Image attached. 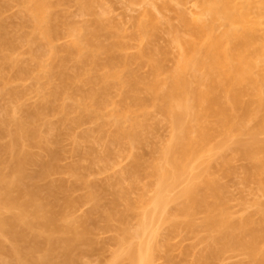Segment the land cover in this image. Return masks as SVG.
Returning a JSON list of instances; mask_svg holds the SVG:
<instances>
[{
    "label": "bare ground",
    "instance_id": "1",
    "mask_svg": "<svg viewBox=\"0 0 264 264\" xmlns=\"http://www.w3.org/2000/svg\"><path fill=\"white\" fill-rule=\"evenodd\" d=\"M8 1L0 0V84L2 82L4 96L10 98H7L10 100L8 105L12 106L11 101L15 103L8 115L4 114L7 117L0 118V264H73L79 248L91 240L87 222L91 223L94 212L95 218L96 212L99 213L109 226L113 221H124L129 213L135 212L139 217L138 225L134 231L122 230V240L127 241L128 246L126 253L117 257L129 264H150L157 247L152 239L144 242L142 233L157 208L171 202L175 203L176 210L172 213L175 218L171 219L174 229L195 231L199 227L209 233L208 255L205 254L204 262L218 257L228 248L241 245L253 264H264V208L261 202H256L263 208L259 206L260 213L263 211L261 219L256 221L252 215L234 219L225 206L215 178L206 170L190 172L177 196L165 194L192 157L215 150L226 161L229 156L225 153L229 147L231 150L236 147L237 150L232 151L257 161L256 174L252 175L259 177L258 188L264 193V140L257 138L264 131V0H193L194 10L183 19L184 35H177L175 39L181 50L175 68L168 76H161L160 65L142 54L140 63L151 65L147 77L129 69L137 62V57L116 53L125 46L122 40L117 38L107 44L100 40V36L108 32L103 17H96L91 27L80 33L58 15L57 4L51 9L52 1L20 0V11L28 17L26 21L29 19L31 30L19 32L18 27L14 30L19 33L14 34V31L10 32L12 21L4 16ZM78 3L83 11L90 6L87 0H78ZM148 26L145 21H137L140 40L146 36ZM63 35L73 38L68 43L56 45V39ZM42 40L46 43L44 50H41ZM21 41L31 45V49L28 48L35 62L33 67L20 63L21 59L15 55V48L17 45V49L20 48ZM102 52L109 69L88 70L90 64L101 65L98 55ZM144 57L147 58L143 60ZM70 61H76L77 66L72 68ZM9 67L11 74L5 72ZM27 77L34 79L38 89L39 100L34 104L25 100L29 90L25 85L13 84L14 80ZM113 79L119 81L123 90H119V102L109 108L112 102L108 90ZM140 83L160 101V110L179 124L160 150V161L147 166L139 163L133 171L148 169L146 184L152 187L153 195L146 197L141 193L137 199H130L121 188L111 190L112 197L106 199V183L98 186L97 182H91L76 164L65 166V174L76 177L71 183L50 177L57 172L64 174L59 164L62 141L59 142L58 137L64 127L68 126V131L75 125L80 126L83 120L92 121L94 129L82 133L81 138L88 140L94 130L96 139L104 141L101 142L106 154L111 152L112 142H125L137 136L133 126L140 122L134 108L144 106L138 94ZM68 97L74 98L71 103L65 102ZM50 114L56 117L49 118ZM125 121L132 123L131 128L124 126ZM110 125L114 130L107 134L105 127ZM68 132L64 131L63 136ZM237 134H248L251 139L248 143L237 140L231 145L216 139L217 136L230 139ZM3 135L8 136L7 141H1ZM29 146L41 147L45 153L39 148L40 155L37 156ZM87 157L91 161L92 153ZM29 164L34 167L28 169ZM11 184L17 187L12 188ZM77 185L86 189L77 202L92 203V210L78 220L79 228H75V223L71 224L70 218L64 217V210L61 215L63 204H60L63 197L71 199L69 191ZM12 189L17 191L15 195ZM68 204H64V209ZM120 204L124 205L123 210L116 208ZM198 213L204 214L200 224L195 221ZM2 236L7 239L3 240ZM135 239L138 240L132 241Z\"/></svg>",
    "mask_w": 264,
    "mask_h": 264
},
{
    "label": "rangeland",
    "instance_id": "2",
    "mask_svg": "<svg viewBox=\"0 0 264 264\" xmlns=\"http://www.w3.org/2000/svg\"><path fill=\"white\" fill-rule=\"evenodd\" d=\"M50 1L54 3L53 8L51 9H54V5L57 4L58 6H55L58 9L56 8L55 11L57 10V13L59 12L58 15H62L64 22L70 24V26L77 28L80 33H85L91 27L92 22L96 17H103L107 25L108 32L106 31L107 33L105 32V34H102L100 36V40L104 44L110 43L117 38L120 41L122 40L125 43V46L116 50V53L120 55H130L137 57V62L133 63L129 67V69L134 70L142 77H147L151 72L150 63H140L142 54L149 56L151 58L150 61H155L158 63V65H160L161 76H168L170 72L175 68L177 59L181 51L178 48L179 45L177 43V40H175L176 36L184 35V32L186 30L183 20L184 16H190V10H194V7L196 6L195 4V6L193 5V0H184L183 2L182 0L181 2H179L180 0H177L179 2H176L177 4L175 3L176 0H87L90 6L88 10L83 11L78 3V0ZM10 2L11 0L8 1V5H6L4 8V16H8V20H11L13 23H10L11 21L9 22L10 26L12 25V30L10 29V32H15V30H17L19 27V32L25 31L24 33H29V31L31 30V23L30 21L29 23L27 22L29 19L26 21L28 17H25L23 15V12L20 11V9L22 8L21 4H19L20 0L16 1L17 4L14 2V0L11 2L12 4ZM186 9H188L189 12H187ZM19 12H22V14H18ZM22 15L25 17V20L22 19ZM25 21L26 24H24ZM137 21H145L149 25L147 34L142 40H140V38H138L137 36ZM21 24H23V26H21ZM20 28L22 29L20 30ZM16 32L19 33L18 31ZM16 32L14 34H17ZM72 38V35H63L61 37H58V39H56L54 43L56 45H63L70 42ZM19 43V45H21L19 46L20 48L17 49L18 45L15 48V50H17V52H15V55L17 57L19 56L18 58H16L18 60L19 58L21 59L19 60L20 63L25 64L26 66L29 65V67H31L30 65L32 64L33 67V64L35 62H33L34 60H32V57H30L32 56L30 54L31 52H29L31 51V45L27 42L23 43V41ZM42 43L45 44H41L42 47L45 46L46 48L45 40H42ZM85 47L86 45H84V48ZM42 49L44 50V47L41 48V50ZM17 53L19 55H17ZM98 56L101 65L98 67H94L92 66V64H90L87 66L88 70L90 69V71L94 72L96 69L101 72L109 69V67H107L104 63L106 55L102 52ZM146 58L147 57H144L143 60ZM69 64L72 68L74 66H77L76 61H70ZM116 68L121 69L122 67L117 66ZM125 69L128 70L127 68ZM8 70L9 71L5 72L12 73L10 67ZM111 70H113V67L111 68ZM122 72L124 74L126 73L123 70ZM187 77L190 78L189 73L187 74ZM24 79H22L23 81L20 79L17 81L14 80V82H12L15 86L18 85L22 87L25 85V88L29 89L28 94L26 95L27 97H25V100L28 104L37 103L39 100L37 94L38 89H36V85L33 81L34 79L30 77ZM86 87H88V85H86ZM119 90H123V88L121 87L118 80L113 79L112 85L108 90L109 98L112 102L109 105V108L111 107V105H113V103L117 104L119 102ZM3 93L4 92L1 82V119L7 117L4 116V114L7 113L8 115L9 110H12L11 107L13 108V105L15 103L14 101H11L12 106L10 104L9 106L8 102L10 100L8 101L7 99L9 97L4 96ZM138 94L139 97L143 100L144 106H142L141 108H134V110L136 111V118L140 122V125H136L135 127L133 126V129H135L137 135L134 139H128L125 142H112L111 152L106 154L107 152L105 153L104 143L101 142L103 140L96 139L95 136L97 132H94V130H92V135L90 136V138L88 137V140L86 138H81L82 133L87 130L94 129L95 124L92 121L83 120L80 126L75 125L74 127L72 126L73 129L69 128L68 131L71 130L70 132L66 131L68 126L64 127L63 130L65 132H68V134H70L72 138L71 136L68 138V134L64 133V135L66 136L65 138V136H63L64 131H62L61 134V128L60 130H58V132L60 131V133H58V137L60 136L59 142L62 141V144L60 146L62 153H60L61 157L59 158V164L60 167L63 168V170H61L62 172L64 171V174L57 172V174L53 173L54 175H51L50 177L55 179L63 178L62 180H66V182L70 181L68 183H71V180H74V178L76 177L74 176L73 178L71 177V175L65 174L67 170L66 168H68L69 165L76 164L75 166L79 169V171L84 172L83 174L91 182H97L98 186H105L106 183V185L110 189L109 191L107 186H105L107 188L104 189L107 190L105 191L106 199L112 197L110 195L111 193H109L111 192V190L119 191V189L121 188L126 190V193L130 199H137V197L140 196L141 193L146 197L152 196L153 189L151 186L146 184L149 181V179L145 176V172L148 169L143 168L142 170H138V172L136 173L133 171L134 169H136L139 163L147 166L153 162L160 161V150L170 140L172 133L179 127V124H175L171 117L167 116L160 110V101H157L156 98H153L154 96L146 89L145 84H139ZM73 99L68 97L65 102L71 103ZM49 116V118L56 117L54 116V114L53 116L52 114H50ZM124 126L126 128H131L132 123L125 121ZM69 127L71 126L69 125ZM106 127L105 129L106 131H108L107 134H110V132L114 130V127H112L111 125L110 127ZM3 136L5 137H1V141H7L8 136ZM257 138L260 140H264V131L260 132L257 135ZM216 139H222V143L224 145H227L225 143L234 144L233 142L237 140H240V142L245 141V143H248L251 137L248 134H237L234 136H230V139H225L222 136H217ZM229 144L228 146L231 145ZM39 148L43 151V153H45L41 147L36 148L35 146H29L30 151L32 153H37L35 154L37 156L40 155ZM229 148L225 153V155L227 154L229 156L227 158L228 160L226 161L220 158V156L218 155L219 152L216 153L217 151L215 150L203 151L200 152L197 156L192 157V159L189 160L184 171L179 174L178 180L175 181L173 185L165 192L166 196H177L187 182L190 172L206 170L211 176L215 178V181L217 182V185L219 186V189L224 197L225 206L234 219H238L248 215H252L253 219L255 218L256 221L258 219H261L262 213L264 211V193L262 194V192H260V189L258 188L259 185L257 184V181L259 180V177H253L254 173L256 174L254 166L256 165L257 161L255 163V159L251 160L249 158L243 157V155L241 156V153H235V151L237 150L235 149L236 147H232V150L235 151H232ZM87 153L90 154V157L92 153L94 157H92V159L94 160L91 159L90 161V159H88L89 156L87 157ZM42 156H44V154ZM27 167L28 169H32V167L34 166H31V164H29ZM78 169L76 170L78 171ZM250 172L252 173L250 174ZM262 176L263 175H261L260 177ZM15 183L16 182L14 181V185ZM12 184L11 186L13 188L14 185ZM78 186L79 185L71 188L72 190L74 189L73 191L70 189L72 193L69 191V193L71 194V196L70 194L69 196L72 201L71 199H69V197V201L64 197L63 202L60 201V204H63L61 215L65 211L64 217L70 218L71 220L68 218L67 220H70L72 222L71 224L75 223V228L76 226L79 228V224L81 225V223H78V220L80 219L81 221L84 216H86V214H88L92 210V203H78V198H80L86 191V189H83L84 187ZM15 187L17 186H14V188ZM12 190L13 195H15L14 193L16 190ZM59 199H62V197H60ZM73 200L76 203H74ZM64 201L66 204L69 203L66 206V209H64ZM257 201L262 203V205L260 203L259 204L263 208H261V206L256 203ZM259 206L261 209H263L261 213V209L259 208ZM123 207L124 205L121 204L119 207L116 206V208H122V210ZM138 210L139 209H137L136 211L139 212L140 210ZM175 211V203L173 202L168 203L167 205H160L155 211L154 217H149L146 222L145 230L142 233L144 242L152 239L157 247L151 255L150 264H253L250 260V257L244 251L241 245L230 249L228 248L218 257L210 258L209 261L204 262V259L207 257L206 255H208V251L206 252V249L207 242L209 241V233L205 229L199 227L195 231L174 229L172 226L173 221L171 219L174 217L173 214L175 213ZM94 214L95 212L92 214L93 218H90L91 223L90 221L87 222V225L91 231V233H89V239L91 240L88 243H83L79 248L76 253L77 255H75L76 261H74V263L129 264L127 260L118 259L117 255H123L124 252L126 253L128 246V242L124 241V239L122 240V230L128 229L134 231V229L138 225V215L136 216L135 212L134 214L133 212L132 214L129 213V216H127V219H125L124 221H113L111 226H109L108 224H106L108 225L106 226L103 217L96 212L97 217L95 218ZM99 216H101L102 219H100ZM203 216V213H198L195 216L196 224L201 223V221L203 220ZM4 238L6 237H3L2 239L4 240ZM137 240L138 239L132 241ZM5 242L10 244L6 240ZM263 247L264 244L262 248Z\"/></svg>",
    "mask_w": 264,
    "mask_h": 264
}]
</instances>
